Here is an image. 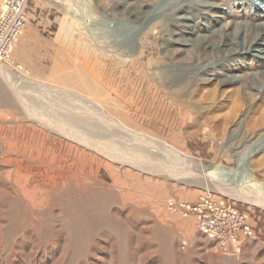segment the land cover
Listing matches in <instances>:
<instances>
[{"label":"rangeland","instance_id":"rangeland-1","mask_svg":"<svg viewBox=\"0 0 264 264\" xmlns=\"http://www.w3.org/2000/svg\"><path fill=\"white\" fill-rule=\"evenodd\" d=\"M130 1L136 8V0ZM206 1H219L217 16L186 12L180 20L170 12L179 3L196 10V0H155L148 18L117 19L101 18L99 0L29 1L26 26L9 60L1 63L7 71L0 74V93L12 103L0 105V264H264V206L236 197L263 196L264 204V126L253 125L264 116V41L258 49L232 53L245 41L255 48L264 28V0ZM228 6L232 13L224 17ZM72 9L88 22L86 36L76 30L81 18L67 15ZM158 15L163 17L154 18ZM104 21L113 23L102 28L107 40H93L88 32ZM180 29L188 44H174L183 49L168 57L167 45ZM143 37L161 58L159 90L179 93L184 101L196 98L191 107L206 118L194 125L198 114L192 110V118L157 119L161 106L129 87L109 110L179 154L151 153L150 144L142 149L80 100L64 98L61 104L58 94L57 102L49 99L59 89L53 75L79 67L83 44L104 55L130 56L139 53ZM224 43L231 51L222 49ZM13 79L18 93L9 84ZM241 81L253 87V97ZM39 112L51 115L57 129L74 139L41 129L35 121ZM217 124L223 128L214 129ZM199 161L217 170L226 186L245 193L204 187ZM251 176L262 187L260 194L245 184ZM206 197L225 201L248 218L252 235L243 238L238 253L204 233L195 216L171 210V204H196Z\"/></svg>","mask_w":264,"mask_h":264},{"label":"bare ground","instance_id":"bare-ground-1","mask_svg":"<svg viewBox=\"0 0 264 264\" xmlns=\"http://www.w3.org/2000/svg\"><path fill=\"white\" fill-rule=\"evenodd\" d=\"M99 1L101 4V7L103 9L102 12L104 13L101 15V18H116L117 19V18H148L150 16L148 14L149 10L152 9V5L154 4L153 2L155 0H136V2H137L136 8H133V6H132L133 2H131L130 0H99ZM151 1H153V2H151ZM196 1L200 5L199 7H197L196 10H193L191 8L188 9L187 6H186L187 9H186L183 6L182 1H181L182 3H179L178 5L176 4L177 6L174 8L173 12H170L171 18H179V20H180L182 18H186V17L191 16L193 14H194V16L200 15V14H202L201 12L205 13L204 17L217 16L216 11L219 9V7L217 6L219 4V1H206V0H196ZM228 7H230V6H228ZM76 11L73 9L69 10L67 12V15L73 16V18H81L80 19L81 24L77 25L76 30L80 31V33L82 32V34L85 33L84 35L86 36L87 35L86 32H87L89 24L87 21L82 20L83 17L81 16V13H79V11L77 12V15H76L75 14ZM228 11H229V14H227L225 12L223 13L224 17L229 16L232 13L231 7L229 8ZM186 12L189 15L186 14ZM97 13L99 14V12H97ZM92 17L94 18V16H92ZM162 17H163L162 15H158L154 18H162ZM165 17H166V15H165ZM99 25H102V27L97 28L94 26V29H92L91 31L88 32V36L91 37L93 40H94V38L98 39L99 36H102V37H100L101 39L108 38V37H106L107 34L102 33V31H103L102 28L103 27L105 29L112 28L113 23H111V22L107 23V21H104V22H101V24H99ZM186 25L189 26V24H186ZM237 27H239V25L234 26L235 29ZM191 32L193 33V31H191ZM223 33H225V32H222V34ZM176 34L178 35V38L176 40H172L173 41L172 44L167 45L165 43V41H164V43L162 42L163 45H167V49L166 48L165 49L167 50V52H169L168 57L169 56L174 57L175 54L177 52H179V49L180 50L183 49L181 47L179 49L177 47L175 48L173 46L174 44H176V43H181L182 45L188 44V41L186 40L185 36L183 35V30L176 32ZM145 36L146 35H144V37ZM144 37L142 38V43H141L142 48L139 51V53L136 54L134 52L135 54H132V55L130 54V56L127 55V53H125L123 51H119L117 53L112 52V55L111 54L110 55H104L101 50H99V49L92 50L89 48L90 46L83 44V46L85 48L83 47L82 51L79 50V52L81 53L82 56L79 58V60L78 59L76 60L78 62V64L76 63V65H79V67L78 66H72L71 69H65L64 68V70L62 72L57 73V74L55 73L54 75L52 74L53 76H55L57 78L56 80H57V84L59 86V89H56V90L51 89L52 93L50 94L51 97L49 99L53 103L57 102L54 95L58 94L61 97L60 101H59L61 104H64L66 102V101H64V98H67L69 101H71L70 98H73L76 101L80 100V101L86 103L88 108L94 109L100 116H102L106 120L105 122H107V124L109 123L110 129H112V130L114 129L113 131L116 133H123L124 135H128L129 137L132 136L131 137V138H133L132 141L135 140V141L139 142L140 145L142 144L141 145L142 149H144V150L147 149L146 146H148L150 144V148L151 147L155 148V151L154 150L152 151L151 149H149L151 151V153L154 152V153L159 154V152L162 153L161 151L164 150L167 153L170 151L174 154L175 153L179 154L180 153L179 151H177L175 148H173L172 146H170L166 142L154 139L152 137H148L147 134L139 131L140 128H134V127L129 126L128 124H126L123 121L116 118L114 116V114L110 111L111 109H113L111 107H114V103H116L115 101H117V98H121L124 94H127L125 92H127L126 90L129 87L128 89H131V90L141 89L140 94L142 93L143 96H145L146 98L151 100L152 103H154V104L157 103L155 105L161 106V110H158L156 113L157 114L156 117H158L157 119H160V118H166L167 119L168 117H173V118L177 117V119H178V118L184 117V116L192 118L193 117V111H195V116H196V113L198 115L195 119L193 118L191 120H192V123L194 125L197 124L198 126H200L201 123L199 121V118H203V119L206 118V115L201 113L200 110H197L196 108L191 107V104L194 103L191 101H193L194 99H192L191 101H184V99L180 96L179 93H166L165 91H162L163 89L159 90L158 86H160L161 83L159 85V83L157 81H155V79H157L156 76H158V74L161 71V68H160L161 67L160 66L161 65V62H160L161 58L159 59L157 57L156 53H154V51L152 50V47H147L145 45L146 39H144ZM262 41H264V28H261L259 30V33L257 34L256 39L253 41V44L256 43L255 48L252 46V44L250 42L245 41L244 45H242L238 51L233 50L232 53H238L239 54L240 52L251 51L252 49H258L259 46H257V45H259ZM104 42H105L104 40L101 42L102 45H105V44L108 45L107 42L106 43H104ZM115 42H117V40L113 39L112 44H115ZM191 44H192V46H194L193 43H191ZM209 44L210 43H206L204 45V47L206 48L207 45H209ZM97 47H99V46H97ZM222 49H224V51L226 52L229 50L231 51L232 48L227 43H224ZM113 53H116V54L113 55ZM70 54H71V52H70ZM104 57L107 59H110V60L109 61L106 60V62H104V59H103ZM68 58H70V57L68 56ZM18 69L21 70L20 68H18ZM6 71H7V67H5L3 64L0 63V74L3 75ZM17 76L21 77L23 79L22 73L19 72V75L17 74ZM17 76L15 75V77H17ZM205 78H206V76L203 75L202 80L205 81L206 80ZM262 79L263 78H261V86H260L261 89L264 88V81ZM9 84L11 85V88L14 90V92L18 89V85L16 84V82H14V79L12 82H9ZM241 84L244 87L247 95H249L250 97H253L254 96L253 87L251 85H249L248 83H246L245 81H241ZM179 91H181V90H179ZM184 92H185V89H184ZM205 98H207V97H205ZM207 99H210V98H207ZM140 100H142V99H140ZM195 100H196V98H195ZM101 102L105 103V107L101 106L102 104L101 105L99 104ZM11 103H12V101H10L6 97L2 96V94L0 93V105L11 104ZM152 107H154V106H152ZM235 107H237V106H235ZM66 108L63 105V109L67 110ZM109 108H110V110H109ZM40 109H41V107L38 108L39 111H40ZM241 109H242V107H241ZM151 113H152V111H151ZM89 114H90V112H89ZM247 114L242 115L244 119H241L242 117L240 118L241 120H240L238 126H241L242 123L245 122ZM94 115H95V113H94ZM35 118H36L35 121L38 120V122L36 124H39L38 126L41 129L48 130L51 132L60 133V134H62L63 138L68 139V141H70L71 139H74L72 137L71 133H67L66 131L57 129L58 124H57V122L54 121V119H51V115H49V114L41 115L39 112ZM142 123H143V121H142ZM173 125H175V124H173ZM253 125L255 127L264 126V116L261 118V120H258V122H256ZM225 126H227V125H225ZM213 128L216 130H219L223 127L221 126V124H217V126H213ZM253 140H254V138L251 137L250 141H253ZM246 160H247V157H246ZM199 164H201L200 179H202V183H203L204 187H206L207 189H209V190H214V189L225 190L226 189V191L230 192L231 189H228V188L231 187L233 189H237L236 190L237 192H240V193L244 192L245 193V191H243L244 188L233 187L230 185L226 186L224 184V182L220 181V178H218L219 173L217 170L209 168V166H206L204 163H201L200 161H199ZM248 178L249 179L246 181L245 184H251L249 186H253L254 188H256L260 194L262 187L260 188L255 183L253 176L248 177ZM252 196H255V199ZM252 196H249L248 199H246L239 194L236 195V197L242 201L256 202V203H259V204L264 206L263 203H260V200H261L260 198H262L263 196H256V195H252Z\"/></svg>","mask_w":264,"mask_h":264},{"label":"built area","instance_id":"built-area-1","mask_svg":"<svg viewBox=\"0 0 264 264\" xmlns=\"http://www.w3.org/2000/svg\"><path fill=\"white\" fill-rule=\"evenodd\" d=\"M30 0H3L0 9V63L9 60L26 26V8ZM171 210L186 217L195 216L200 229L216 239L223 249L240 250L243 238L252 235L248 218L225 201L210 197L196 204H171Z\"/></svg>","mask_w":264,"mask_h":264}]
</instances>
